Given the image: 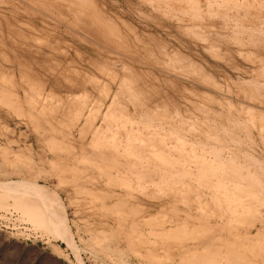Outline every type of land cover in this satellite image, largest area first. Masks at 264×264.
<instances>
[{
	"label": "rangeland",
	"instance_id": "374dc122",
	"mask_svg": "<svg viewBox=\"0 0 264 264\" xmlns=\"http://www.w3.org/2000/svg\"><path fill=\"white\" fill-rule=\"evenodd\" d=\"M0 264H264V0H0Z\"/></svg>",
	"mask_w": 264,
	"mask_h": 264
}]
</instances>
